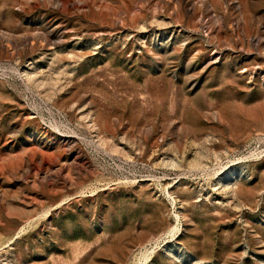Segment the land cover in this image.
Instances as JSON below:
<instances>
[{
	"label": "rangeland",
	"instance_id": "rangeland-1",
	"mask_svg": "<svg viewBox=\"0 0 264 264\" xmlns=\"http://www.w3.org/2000/svg\"><path fill=\"white\" fill-rule=\"evenodd\" d=\"M0 264H264V0H0Z\"/></svg>",
	"mask_w": 264,
	"mask_h": 264
}]
</instances>
